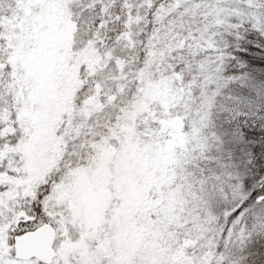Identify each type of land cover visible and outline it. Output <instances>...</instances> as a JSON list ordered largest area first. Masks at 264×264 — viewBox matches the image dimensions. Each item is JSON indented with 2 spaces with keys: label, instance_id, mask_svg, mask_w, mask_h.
Returning <instances> with one entry per match:
<instances>
[{
  "label": "snow or ice",
  "instance_id": "1",
  "mask_svg": "<svg viewBox=\"0 0 264 264\" xmlns=\"http://www.w3.org/2000/svg\"><path fill=\"white\" fill-rule=\"evenodd\" d=\"M0 264H264V0H0Z\"/></svg>",
  "mask_w": 264,
  "mask_h": 264
}]
</instances>
